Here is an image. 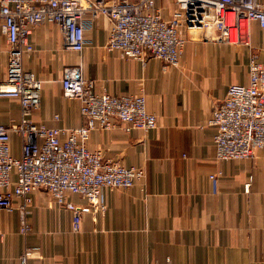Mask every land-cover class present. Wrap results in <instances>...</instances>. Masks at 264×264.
<instances>
[{
    "label": "crops",
    "instance_id": "1",
    "mask_svg": "<svg viewBox=\"0 0 264 264\" xmlns=\"http://www.w3.org/2000/svg\"><path fill=\"white\" fill-rule=\"evenodd\" d=\"M164 15L175 9L156 0ZM264 7V0H257ZM85 47L67 50L55 25H37L29 36L33 49L22 57L24 70L42 82L39 107L26 118L63 129L81 124L78 102L66 97L64 69L79 67L94 81L97 93L111 96L143 93L148 112L157 117L149 131L96 128L88 140L104 160L142 168V179L127 190L104 188V211H93L86 198L66 193L80 209L77 231L72 213L43 189L29 194L23 218L30 230L20 234L22 215L0 209V264H264V149L252 158L222 161L216 157L215 128L208 121L231 84H245L251 57L264 63V30L246 26V41L230 44L188 38L178 67L161 69L158 60L126 59L106 47L110 23L85 19ZM8 62L0 32V81ZM54 115L58 119H54ZM15 99L0 98V124L19 125ZM13 154L19 140L11 137ZM210 175H214L210 179ZM246 185L248 189L246 190Z\"/></svg>",
    "mask_w": 264,
    "mask_h": 264
},
{
    "label": "built area",
    "instance_id": "2",
    "mask_svg": "<svg viewBox=\"0 0 264 264\" xmlns=\"http://www.w3.org/2000/svg\"><path fill=\"white\" fill-rule=\"evenodd\" d=\"M166 1L175 5L168 15L156 0H0V32L8 54L0 98L17 100L22 112L19 125L0 124V209L11 213L14 200L20 201V234L30 230L23 218L32 191L45 190L70 211L73 230L77 231L81 212L65 200L66 193L86 198L93 211L97 207L104 211V188L127 190L142 179V168L104 160L99 149L88 148L96 128L119 127L130 132L149 131L157 125L143 93L118 97L97 93L94 81L83 77L79 67L65 68L60 84L63 94L78 102L81 124L63 129L28 120L26 115L39 107L42 82L24 70L22 57L32 52L29 36L37 25H55L64 48L81 53L86 44L85 19L95 22L103 17L110 23L109 51L141 62L158 60L162 71L180 65L191 32L202 31L204 40L247 45L248 22L264 30V7L257 0ZM208 123L216 130L213 140L219 160L252 158L256 150L264 149V63L251 57L247 82L228 86ZM12 136L19 140L18 155L12 153ZM33 252L26 249L19 264H28ZM154 264L173 263L167 259Z\"/></svg>",
    "mask_w": 264,
    "mask_h": 264
},
{
    "label": "rangeland",
    "instance_id": "3",
    "mask_svg": "<svg viewBox=\"0 0 264 264\" xmlns=\"http://www.w3.org/2000/svg\"><path fill=\"white\" fill-rule=\"evenodd\" d=\"M191 35L189 36V38H196V39H198V38H201L202 36H203V33H202V31L201 32H199V31H196V32H191L190 33Z\"/></svg>",
    "mask_w": 264,
    "mask_h": 264
}]
</instances>
